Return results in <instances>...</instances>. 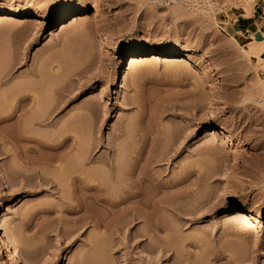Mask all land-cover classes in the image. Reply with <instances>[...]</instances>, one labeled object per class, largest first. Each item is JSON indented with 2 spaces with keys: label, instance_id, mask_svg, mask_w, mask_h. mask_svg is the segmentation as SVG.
<instances>
[{
  "label": "rangeland",
  "instance_id": "374dc122",
  "mask_svg": "<svg viewBox=\"0 0 264 264\" xmlns=\"http://www.w3.org/2000/svg\"><path fill=\"white\" fill-rule=\"evenodd\" d=\"M245 4L264 0H0V13L19 14L0 20V105L26 85L41 104H60L28 125L38 144L61 145L60 156V146L21 142L27 156L40 155L32 163L0 141V210H8L0 233L13 249L31 264H166L169 253L179 264H264V226L243 212L232 215L238 224L222 217L232 199L264 216V38L233 35L219 22ZM75 7L99 17L54 27L51 17ZM37 10L50 18L23 17ZM99 21L118 52L108 51ZM253 38L261 51L250 50ZM141 46L192 52L213 68L149 57L118 67L123 50ZM209 100L230 135L205 133ZM107 161L118 167L115 179ZM67 172L126 199L105 219L111 225L97 229L71 209L79 185H66ZM143 174L154 181L140 184ZM137 211L143 216L131 218ZM0 264L19 263L0 249Z\"/></svg>",
  "mask_w": 264,
  "mask_h": 264
},
{
  "label": "bare ground",
  "instance_id": "6f19581e",
  "mask_svg": "<svg viewBox=\"0 0 264 264\" xmlns=\"http://www.w3.org/2000/svg\"><path fill=\"white\" fill-rule=\"evenodd\" d=\"M243 6H244V10L248 14L250 12V8L246 4L243 5ZM18 15L19 14L16 13L15 11L1 12L0 13V20H5V19H8L9 17H16ZM23 17L26 20H28V21H40V20H46V19L50 18V14L48 12L44 11V10L25 11L23 13ZM97 17H99V16L96 15L95 13L89 15L85 11H83L80 7H75L73 9H71V10H65V11L61 12L60 14H58L57 16L51 17V19L53 20V23L55 25L54 27H56V26H62L68 19H71V21H81V20H84V19H87V18L91 19V20L92 19H97ZM63 20H65V21H63ZM97 27H101V30H102L101 35L104 36L105 39H106V43H107L106 47L108 48V51L115 52V53H116V51L118 52L119 50L116 49V46L108 44V41L111 38L109 30L105 26H103V24L100 21L98 22ZM242 37H244V36H242ZM249 44H250V47H251V48L250 47L249 48L251 50L252 48L257 47L258 41H257L256 38H253L250 41ZM257 48H255V49H257ZM252 51L254 52V50H252ZM145 57H149V59H158V58L174 59V61H178V62H182V63H194V64H198V65L205 64V67L207 69H212L213 68V64L212 63L203 62L202 59L200 58V56H198V54H194V53L188 52V51H185V52L183 51L182 52L180 50L163 49V48H159V47H155V46H149V47H142L141 46V47H136V48H127V49L123 50L122 54L119 56L117 64H118V67L120 68V67H123L124 65H126L127 63H131V64L137 63V62L141 61L142 59H144ZM54 71H57V70H54ZM117 73H116L115 78H114L115 80L118 77ZM27 78H28V76H26V79ZM22 86H24V85L21 84L20 87H22ZM27 86L28 85L25 86L26 88L23 87L25 89H23V88L22 89L19 88V90H18V88L15 89V90L18 91V93H15V95L13 93L15 90L12 91L13 97H12V95L10 93V96L8 97L9 100L7 101L8 104H7V102L4 104L3 103L4 100H3L2 101V105H0V141L1 140L2 141L6 140L7 142H9V145L11 146V149L13 148L12 149L13 151L10 148H7V146H6V148L9 149V151L11 150L12 153L17 156V159H18V157H23L27 161L33 163V162H36L39 159L40 155H36V157L38 156L37 159H36V157L33 158L34 155L33 156H27V155H29V151L26 150L25 146H23L24 145L23 143H22L23 145H21V142L33 141V142L37 143L38 142L37 138H36L37 141H35L34 137L30 136V133H29V131L31 132V130L29 128L30 125H33L35 123H37V124L39 123L40 124V123L44 122V120L45 121L48 120V118L50 117V115L53 112H57V109L59 108L60 104H56L53 107H52V105L51 106L49 105L50 106L49 107L47 105L41 104V101H40V98H39V94H38L39 90H36L35 92H33V87L30 88L29 86L28 87ZM27 88L32 89V91L31 90L28 91L29 89H27ZM4 94L5 93H3V95L1 94L2 98H5V97H3V96H6ZM16 97H17V99H16ZM5 101H6V98H5ZM213 104H214L213 101L209 100L207 102V105L210 106L209 109H208V113H207L208 117H209V125H208V128L206 129L205 133L207 135H209L210 129L214 128L216 130V134H218V135H230L232 133V129H233L232 125L231 124H227V123H220L219 122V120L214 115ZM32 107H34V109H31ZM10 121L15 122V124H16L14 130L22 122H24L26 126L24 124L23 125L20 124L21 127L20 128L18 127L19 130H18V128L15 131L14 130L13 131L12 130H8L9 129L8 126H7L8 129H7L6 125H4V124H7L8 122L10 123ZM17 123H19V124H17ZM11 124H13V123H11ZM28 125H29V127H28ZM68 126H69V124H68ZM25 127H27V128H25ZM69 127L66 128V130L64 131L62 136H64L65 134L69 133V130H70ZM68 137L69 138L70 137L73 138V136H71V135L68 136ZM68 137H66V138L68 139ZM67 139L66 140L64 139L63 141H67ZM53 143H52V145L51 144H47V143L45 145V143L41 142V144L44 147H46V146H47V148L50 147V150L52 148L53 150L56 149L58 151V149H59V151H60L62 146L61 145H57L58 147L60 146L57 149V146L53 145ZM59 144H62V143L59 142ZM37 145H40V143L39 144L37 143ZM37 145H34V146H36L35 147V149H36L35 151H37V148H38ZM42 145H40V147ZM62 145L65 146L66 144L64 143ZM27 149H29L30 152L34 151L33 150L34 148H32V149L27 148ZM86 149H87V147H86ZM38 151L40 152V150H38ZM55 151H54V153H55ZM59 151H58V153L56 152L58 156L61 155V151L60 152ZM86 152H88V151H86ZM78 156H79V154H78ZM141 156H142V147H141V149L138 150V152H136V157H134V159L136 158V161H138V159ZM55 158H57V157H55ZM81 158H82V156H81ZM49 159H50L49 162H52L54 160V156L50 157ZM39 161H40V159H39ZM39 161H37V162H39ZM235 161H236V156H235ZM107 165H108V167H107L108 175L115 179V175L117 176L116 173H117L118 167H116L114 163H110V161H107ZM69 174H73L74 177H72ZM75 174L76 173H72V172L68 173V175H67L68 178H66V179H68V181L70 180V183H67L66 181H64V182L67 183L66 185H72V186L79 185L80 186V189H77V188H79V186H77L76 188L73 187V188H75V190L73 189V191L76 194V196H75L76 197V200H75L76 204L74 206L73 205L70 206V207H72L71 209H73V211L76 210L79 213H81L79 216L83 220V222L87 221V220L85 221L83 218L86 219V218H89L88 216H90V218H91L90 221H92L94 223L93 227H95L97 229H100L102 227L103 228L107 227V225H109L110 223H109V220L106 222L105 219H107V217L110 214L111 215H115L116 214V210H118L117 208H119L120 203L121 204L124 203L126 201V199L125 198H121L119 200L116 199V198L114 199L113 198L114 195L112 196L111 193L110 194H109V192L107 193V191H109L110 188H109V190L108 189L106 190V187L102 188V187H100V185L98 186L97 184H93V180H90V178L87 179L85 176L83 177V173L82 172H79L76 176H75ZM108 175H107V178L109 177ZM69 176H71V177H69ZM145 176L149 178V174H146V175L143 174V177L141 176V178L139 176V181L138 182L140 184L144 180H148L149 182L150 181H152V182L154 181L151 178L147 179ZM40 178H42V176ZM42 179L46 181V177H43ZM109 179H111V178H109ZM47 181H49V180H47ZM139 183L136 186L140 185ZM91 190H95V193L93 195H91V193H90ZM140 192L141 191L132 192L133 198H135V199L136 198L137 199L140 198V201H141V199H142L141 195L142 194ZM129 200L130 199H128V201ZM137 201H139V200H137ZM134 204L136 205L137 202H135ZM91 205H94V207H95L94 209H97V211H99V210L102 211L103 210L102 212H104V213H102V215H100L98 212L97 213L99 215L96 214V213L94 215L91 214V212L89 210L90 209L89 206H91ZM128 208H129V206H128ZM133 208H135V207H133ZM123 210H125V209H123ZM7 211L8 210H0V229L3 228V216L7 213ZM126 211H128V210H125V212ZM94 212H96V211H94ZM238 212H243L245 214H249V216H251V219L253 220V222L255 224H259L261 226H264V216L260 215L258 213L256 207L253 204H251L249 201H247V200L232 199L230 205L223 211V215L224 216H222V217H226V218H228V220L230 219L231 220V221L229 220L230 223H232L234 221V222H236L238 224L240 220L238 221V220H236L237 218H233V216H234L233 214L234 213H238ZM142 213H140L138 211H137V213H132L131 212V215H132L131 218L132 217H137L138 215L140 216V214L142 215ZM136 214H137V216H136ZM145 214L147 215L148 213H144L145 217H143V218H145V223L148 222V224H149L148 227H150L151 226L150 225L151 221H149L150 220L148 218L149 216L147 215L148 217H146ZM142 216H140V217H142ZM229 217H232L233 219L229 218ZM235 226H236V224H235ZM148 229H150V228H148ZM0 249H1V252L3 254L7 255L10 258H14L19 264H31L30 262H28V260H26L23 256H21V254L18 251H16L15 249H13L10 246V243L8 242V240L1 233H0ZM167 256L168 257L165 258V261L167 262L166 264H179L177 262V256L174 257L170 253Z\"/></svg>",
  "mask_w": 264,
  "mask_h": 264
},
{
  "label": "crops",
  "instance_id": "0c3cea01",
  "mask_svg": "<svg viewBox=\"0 0 264 264\" xmlns=\"http://www.w3.org/2000/svg\"><path fill=\"white\" fill-rule=\"evenodd\" d=\"M237 11V10H236ZM221 12L219 22L233 35L264 38V5L250 8L248 14L244 9L239 12ZM242 33V34H241ZM262 37V38H261Z\"/></svg>",
  "mask_w": 264,
  "mask_h": 264
}]
</instances>
